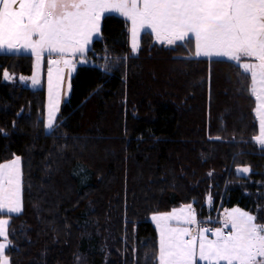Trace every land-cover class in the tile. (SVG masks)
Instances as JSON below:
<instances>
[{
	"label": "trees",
	"instance_id": "1",
	"mask_svg": "<svg viewBox=\"0 0 264 264\" xmlns=\"http://www.w3.org/2000/svg\"><path fill=\"white\" fill-rule=\"evenodd\" d=\"M194 51L145 30L132 53L128 21L105 14L48 132L44 88L2 80L29 75L32 56L0 53V163L19 156L22 174L21 211L0 213L10 264H159L150 216L186 205L200 222L238 206L264 226L250 72Z\"/></svg>",
	"mask_w": 264,
	"mask_h": 264
},
{
	"label": "rangeland",
	"instance_id": "2",
	"mask_svg": "<svg viewBox=\"0 0 264 264\" xmlns=\"http://www.w3.org/2000/svg\"><path fill=\"white\" fill-rule=\"evenodd\" d=\"M7 1V7H2L0 11V32L7 36L8 45L2 46L4 50L0 51L31 55L32 71L29 75L4 71L2 80L11 82L16 79L29 88H44V130L47 132L52 129L55 118L69 95L70 79L76 66L90 63L86 58V51L92 40L99 37L102 17L105 14H116L128 21L132 53L137 52L140 35L146 29L152 30L155 39L164 41L167 45H173L191 32H197L195 24L182 22L166 25L153 16H145L143 10L147 9L144 6L146 0H74L69 6L65 3L62 4L64 7L53 6L50 18L47 15L48 10L42 6V0ZM139 1L142 2L141 7ZM161 1L165 4L172 0H157L158 3ZM257 4L263 12L261 18L247 19L248 23H252V27L257 29L256 32L249 31L247 44L249 47L256 46L257 51L253 53L254 56L248 52L246 59L252 62L249 72L258 126L256 140L264 146V0H257ZM200 9L207 8L201 6ZM206 30L205 37L203 33H196L198 45L195 46L194 56L226 58L227 55L217 52L221 49L215 46V43L223 41L225 33L222 29L215 31L214 27L209 29L210 31ZM210 36L214 37L215 43L212 45L209 44ZM16 42L19 45L14 47L12 43ZM248 171V167L239 168V172ZM208 201L210 203V199ZM21 209V159L19 156H13L0 163V213L16 214ZM222 212L225 221L214 233H208L202 228H198L196 232L198 262L264 264V226L254 221L253 214L238 206L222 209ZM211 218L213 215L203 218V221H209ZM8 222V217L0 216V264H10L5 254L9 244ZM224 227L229 228V237L220 236ZM156 228L161 249L159 264H182L173 261L167 228L159 221L156 222ZM184 241L191 243L193 239Z\"/></svg>",
	"mask_w": 264,
	"mask_h": 264
},
{
	"label": "crops",
	"instance_id": "3",
	"mask_svg": "<svg viewBox=\"0 0 264 264\" xmlns=\"http://www.w3.org/2000/svg\"><path fill=\"white\" fill-rule=\"evenodd\" d=\"M35 1L39 2L41 0ZM71 1L74 0H42V6L48 10L49 13L47 12V15L50 18V10L53 6L60 8L63 6V3L69 6ZM138 4L140 7L142 6L141 1H139ZM7 5V0H0V11L2 7H7ZM144 6L147 7V9L145 8V10H143L145 16H153L157 21L165 23L166 25L182 22L191 23L192 25L195 24L197 27L196 33H203V37L206 36L204 35L207 32L206 29H208V31L212 30L213 27L215 31L222 29L223 33H225L223 41L215 43L214 37L210 36L209 44L212 45V43H215V46L221 49V51L217 50V52H223V55H227L225 56L226 58L238 62L242 68L243 65H245L244 69L248 71L252 69V62H248L246 58L248 52L254 56L253 53L257 51V48L256 46L249 47L247 38L249 31L256 32L257 29H254L252 23L249 24L247 19L255 17L261 18L260 16H262L261 13L263 12L258 8L257 0H172L165 4L162 1L158 3L157 0H146ZM201 6H205L207 9H200ZM149 31L152 32V30ZM196 33L194 31L188 34V36L194 38L195 46L198 45V34L196 35ZM6 38L7 36H4V34L0 32V50H4L2 46L8 45ZM12 45L17 47L19 43H12ZM12 52L16 53L15 51ZM0 53L8 52L0 51ZM247 65L248 67L246 68ZM150 219L155 226L156 222L159 221V223H163L167 228L169 235V250L172 251L174 262L182 264H196L198 262L197 233L193 238V242L188 243L189 241H184V239H187L188 224L197 220L191 205L175 207L166 212L154 213L150 216ZM224 229L228 230V235L223 236L220 233V236L223 238L229 237V228H222V230Z\"/></svg>",
	"mask_w": 264,
	"mask_h": 264
},
{
	"label": "built area",
	"instance_id": "4",
	"mask_svg": "<svg viewBox=\"0 0 264 264\" xmlns=\"http://www.w3.org/2000/svg\"><path fill=\"white\" fill-rule=\"evenodd\" d=\"M211 204L209 205L208 209L211 208ZM225 221L224 213L222 212L219 207H216V209L213 211V218H211L209 221H202L197 224H190L188 226V232H187V237L189 239H192L197 232L198 228H202L206 230L208 233H213L214 230L217 227H220L221 224ZM222 235L226 236L228 235L227 230L222 231Z\"/></svg>",
	"mask_w": 264,
	"mask_h": 264
}]
</instances>
